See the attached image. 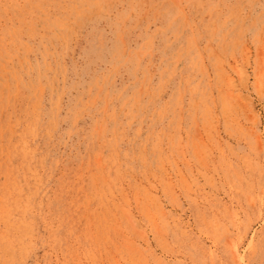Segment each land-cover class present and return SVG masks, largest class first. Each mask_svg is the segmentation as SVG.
<instances>
[{
  "label": "rangeland",
  "instance_id": "obj_1",
  "mask_svg": "<svg viewBox=\"0 0 264 264\" xmlns=\"http://www.w3.org/2000/svg\"><path fill=\"white\" fill-rule=\"evenodd\" d=\"M0 264H264V0H0Z\"/></svg>",
  "mask_w": 264,
  "mask_h": 264
}]
</instances>
